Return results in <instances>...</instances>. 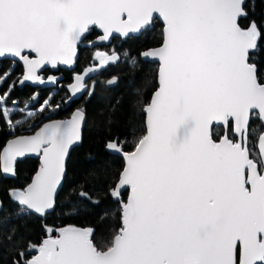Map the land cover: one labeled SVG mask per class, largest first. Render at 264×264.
<instances>
[{"label": "snow or ice", "instance_id": "6c2138e0", "mask_svg": "<svg viewBox=\"0 0 264 264\" xmlns=\"http://www.w3.org/2000/svg\"><path fill=\"white\" fill-rule=\"evenodd\" d=\"M243 2L0 0V55L24 62L22 83L43 82L37 70L45 63L71 64L90 25L103 29L99 39L107 40L113 31L141 30L154 14L164 22L161 46L142 53L159 59V87L145 105L146 132L124 153L125 167L112 191L115 197L122 186L130 187L110 245L98 249L93 229L68 226L54 238L29 243L36 254L21 252L14 264H264V133L257 140L259 159L250 158L248 147L253 112L264 126V82L249 63L261 32L255 21L247 28L238 24L246 15ZM96 58L104 65L118 56L98 52ZM84 79L76 75L70 90L85 89ZM9 95L0 96V117L11 128ZM82 119L78 109L70 120L51 121L32 136L8 141L0 157L5 174L14 172L17 157L42 151L32 182L10 190L21 213L44 214L53 206ZM214 122L231 125L238 138L215 140ZM107 147L117 149V142ZM80 196L90 199L83 191Z\"/></svg>", "mask_w": 264, "mask_h": 264}, {"label": "trees", "instance_id": "16d2710c", "mask_svg": "<svg viewBox=\"0 0 264 264\" xmlns=\"http://www.w3.org/2000/svg\"><path fill=\"white\" fill-rule=\"evenodd\" d=\"M243 8L246 15L239 19V25L247 28L255 21L261 32L258 48L250 51L249 63L257 66L258 76L264 82V0H246ZM92 32L87 39L91 38ZM161 41L162 24L155 19L141 34L130 36L119 45L118 60L108 71L117 78L114 86H106L104 80H97L88 95L62 107V118L70 116L74 107L81 108L85 113V124L81 144L69 154L64 182L50 214L39 218L30 212L21 213V206L10 196L11 189H23L31 181L39 166L37 159L27 157L18 161L13 178H6L0 173V198L3 202L0 210V264H14L21 252H25L29 258L35 255L28 244H39L43 239L54 236L62 226L91 228V239L98 249L110 245L115 232L121 227V202H125L127 190L118 196L112 195L124 161L121 156L107 152L105 146L107 142L117 139L122 150L130 152L145 134V105L157 88V64L142 62L139 53L148 47L158 46ZM132 58L133 64L130 63ZM0 61L3 72L11 60ZM86 65L87 52L80 49L74 71L79 72ZM14 69L17 73L22 71L19 64ZM62 71L67 78L71 75V72ZM32 91L27 85L23 89L14 88L9 98L22 106L27 101H33ZM47 95V92H42L34 105H40ZM34 121H39V118L35 117ZM36 126L23 133L33 131ZM231 129V125L215 126L211 133L215 140H219L225 133L231 135ZM263 132L261 122L255 113L252 114L248 127L251 158L257 156L256 144ZM7 137L5 123L0 119V141ZM81 191L86 192L90 199L82 198ZM49 228L53 231L48 232Z\"/></svg>", "mask_w": 264, "mask_h": 264}, {"label": "water", "instance_id": "95a60500", "mask_svg": "<svg viewBox=\"0 0 264 264\" xmlns=\"http://www.w3.org/2000/svg\"><path fill=\"white\" fill-rule=\"evenodd\" d=\"M245 2H246V0H244V2H243V6H244ZM243 9H244V8H243ZM243 16H244V15H242V16H240V17L238 18V24H239V19H240L241 17H243ZM124 18L126 19V16H125ZM155 19H157V20L162 24V41H161V43H160L158 46L148 47V48L142 50V51L139 53V58H140V60H141L142 62H149V63H156V64H157V75H156V79H157V88H158V87H159V83H158V69H159V66H160V65H159V59H158V58H152V57H147V58H146L145 56L142 55V53H144V52H146V51H148V50H150V49L159 48V47L161 46V44L163 43V29H164V22H163V19H162L161 17H159L158 14H154L153 19L150 21V23H149L147 26L143 27L141 30H139V31H137V32L128 33L127 35H121L120 33H117V32H115V31H113L112 33L109 34V38H108L107 40H100V39H99V37L102 36V35L104 34L103 29H101L98 25H90L89 28H88V30H89L90 28H96V29L99 31V35H98L96 38L92 39L91 41H87V42H83L82 40L86 37V34H87V31H88V30L82 35L81 39L77 41V44H76V54H75V56L73 57V62H72L71 64H64V63H61V62H57L55 65H53V64H51V63H45L44 65H41V67L37 70V75H39V76L41 77V79H42L43 82H40V81H23V83H22L21 81H22L23 76H24L25 66H24V62H23L22 60H20L18 57H14V56H12V55H10V54H4V55H0V60H2V59L15 60V61H17L18 64L21 66V68H22V75H21L20 79L18 80V84H17L18 87H20V86L23 85V84H25V85H31V86H33V87H43L44 85H49V82H48L46 79H44V78H43V75H42V71H43L44 69H46V68L54 69V68L59 67V68H62V69L73 70V69L75 68V66H76V61H77V59H78V47H81V48H82V47L93 48V47L96 46V45H100V44H103V43H106V42L110 41V39H111L112 37H119L120 39L123 40V39H125V38L130 37V36H138V35L141 34L146 28L150 27V26L152 25V22H153ZM240 27H241V26H240ZM25 55H28L29 58H31V59L36 58V54L33 53V52H30V51H28V50H25ZM96 60L99 61L98 58H96ZM113 62H115V61H109V63H113ZM86 68H93L94 70H93L92 72H89V73L85 74L84 70H85ZM86 68H84V69L81 71V73L76 74V75H84V76H85V79H84V83H85V85H86V81H87L88 79H90V78L95 74V67L88 66V67H86ZM76 75H75V76H76ZM75 76H74V77H75ZM112 78H113V77H110V78L106 81V84H107L108 86H113V85L116 84V82H117V78H116L115 81H113L112 83H109V81H111ZM73 83H75L74 78H73L72 82H71L69 85H71V84H73ZM157 88H156V89L154 90V92L152 93L151 98H150V101H151V99H152L153 94H154L155 91L157 90ZM86 90H87V85H86L85 89H82L81 91H79V92H77V93H73V92L70 90V88H69V91L72 93L73 97H75V98L80 97V96H81ZM150 101H149V103H150ZM78 109L81 110V111L83 112V119H82V121H81V123H80V135H81V138H80L79 141H76V142H74L72 145L69 146L68 152H67L66 157H65V171H64V174L62 175L61 182L57 185V188H56V190H55V192H54V194H53V206H52L50 209L46 210V212H45L44 214H37V213H35V212H30L31 214H34V215L38 216L39 218H42V217H44L45 215L50 214V213L54 210V207H55V201H56L57 195H58V193L60 192V190H61V188H62V185H63V182H64V177H65V173H66V165H67V160H68L69 154H70V152H71V150H72L73 148H75L76 146L80 145L81 142H82L83 127H84V124H85V113H84V111H83L82 109H80V108H75V109L71 112L70 116H68L67 118H54V119L46 120V121H44L43 123H41V124H40V125H39V126L33 131V132H31V133H26V134H18V135H14V136L8 138L3 144H0V157H2V154L4 153V150L7 148V144H8V141H9V140H13V139H15V138H17V137H22V136H32V135H34L35 132H37L41 127H43L44 124H46V123H50L51 121H67V120H70L71 117H72V115H73V113L76 112ZM253 113L256 114V112H253ZM253 113H252V114H253ZM252 114H251V116H252ZM251 116H250V120H251ZM256 116H257V114H256ZM257 118H258V117H257ZM258 120L260 121L259 118H258ZM260 122H261V121H260ZM144 123H145V132H146V128H147V113H146V112H145V116H144ZM249 124H250V121H249ZM225 125H226V124H224L223 122H220V123H216V122H214V124H213V126H212V128H211V132H212V129H213L215 126H217V127H221V126H225ZM248 126H249V125H248ZM263 129H264V126H263ZM233 133H234V132H233ZM234 135L238 138V136H237L236 133H234ZM224 136H227V135H223L222 137H224ZM227 137H228V136H227ZM220 138H221V137H220ZM220 138H219V139H220ZM217 141H219V140H217ZM109 142H117V149H109V148L107 147V145H108ZM109 142H107V144H106V146H105L106 151L109 152V153H111V154L121 156V157L123 158V161H124V165H123V169H124V167H125V163H126L124 153H127V152L122 150V147H121V145L118 143V140H117V139H114V140L109 141ZM132 151H133V150H132ZM257 151H258V156H259V158H260V149H259L258 147H257ZM130 152H131V151H130ZM41 156H42V151L39 152V153H37V152H29V153H25L23 156H19V157H17V158L15 159V161L13 162V168H15V164H16L19 160H22V159L27 158V157L38 158V159H39L40 166H41ZM40 166L38 167V169L36 170V172L34 173V175L32 176V178L35 176V174H36L37 171L39 170ZM2 168H3V160H2V158H0V173L2 174V176L6 177V178H13V177H14V172H13V173H7V174H5V173L2 171ZM123 169L121 170V172L123 171ZM121 172H120V173H121ZM119 178H120V174H119L118 180H117V182H116V184H115V186H114V190L116 189V185H117V183H118V181H119ZM31 182H32V179H31V181H30L28 184H30ZM28 184H27V185H28ZM27 185H26L24 188H26ZM14 189H18V188H14ZM124 190H127V196H126V200H125V203H126L127 200H128V197H129L130 187H129V186H122V187L118 190V191H119V194H120L121 192H123ZM10 196H11V193H10ZM11 198H12V200H14L12 196H11ZM14 201H15V200H14ZM15 202H16V201H15ZM17 203H18V202H17ZM2 208H3V202H2V200H1V198H0V210H2ZM65 227H68V226H62V227H60V228H65ZM74 227H76V228H83V227H80V226H74ZM60 228H58V229H60ZM58 235H59V232L56 231L55 235L52 236V237L54 238V237H56V236H58ZM47 238H48V237H47ZM35 254H36V252H35Z\"/></svg>", "mask_w": 264, "mask_h": 264}, {"label": "flooded vegetation", "instance_id": "af4514ba", "mask_svg": "<svg viewBox=\"0 0 264 264\" xmlns=\"http://www.w3.org/2000/svg\"><path fill=\"white\" fill-rule=\"evenodd\" d=\"M92 29H95V31H90ZM92 32V36L90 39H87V35L89 33ZM99 35V31L96 29V28H90L88 31H87V34H86V37L82 40L83 42H87V41H91L92 39L96 38L97 36ZM126 39V38H125ZM123 39V40H125ZM122 39H120L119 37H112L110 39V41L106 42V43H103V44H100V45H96L94 46L93 48H88V47H78V58H79V50L82 49L84 50V52H87V65L84 67H88V66H91V67H95V74L86 81V85H87V90L80 96V97H73L72 93L69 91V84L72 82L74 76L76 74H79L81 73L82 70H80L79 72H75L74 69L73 70H67V69H62V68H54V69H50V68H46L42 71V75H43V78L46 79L48 82H49V85H44L43 87H33L31 85H27L28 87H30L33 91H32V94H31V100L35 101L37 99V97L43 92H47V90L49 88H55L58 84L61 83L62 85V88L65 92V95H62V97H54L55 99V102H58V107L59 109L57 110V112L55 113V115H53L52 118H49V119H54V118H62L61 117V110H62V107L64 105H66L67 103H71L72 101L74 102H78L80 101L85 95H88L92 90H93V87L94 85L96 84L97 80H104V84L106 86H108L106 84V81L110 78V77H116L114 75H110V73H108V71L111 69V66L118 60H116L115 62L113 63H106L104 65H100L99 61L96 60V53H105V54H108V55H111L113 52L116 53V55L118 56V47L119 45L121 44V42L123 41ZM78 61V59H77ZM76 61V63H77ZM76 67V66H75ZM68 71V72H71V75H69V77L67 78V76L65 75V73H62L63 71ZM108 73V74H107ZM110 75V76H108ZM49 76H52V77H55V81H49L48 80V77ZM69 79V80H68ZM68 80V81H67ZM25 86V84L21 85L20 87H18L16 85V88L18 89H23V87ZM114 86V85H113ZM109 87H112V86H109ZM37 90H41L42 92L38 93V94H35ZM48 94V93H47ZM59 95V94H58ZM48 96V95H47ZM35 97V98H33ZM64 99V100H63ZM66 99H67V102H66ZM55 102H52L53 104H55ZM65 102V103H64ZM69 103V104H70ZM41 105V104H40ZM39 105L35 106L34 109L36 107H38ZM75 108H79V107H74L73 110ZM81 109V108H80ZM72 110V111H73ZM254 114V113H253ZM48 118H43L41 120H39V122L37 123V125L39 126V124L43 123L44 121L46 120H49ZM44 120V121H43ZM37 122V121H36ZM36 126V127H38ZM249 127V126H248ZM36 129V128H35ZM34 129V130H35ZM33 130V131H34ZM31 131V132H33ZM31 132H28V133H31ZM20 134H26V133H23V132H19ZM14 135H18V134H14ZM12 135V136H14ZM12 136H9L7 137L3 142L0 141V144H3L8 138L12 137ZM237 139V137H236ZM33 158V157H31ZM25 159V158H24ZM38 160V164L40 166V163H39V159L38 158H35ZM23 160V159H22ZM20 161V160H19ZM17 164V163H16ZM38 166V167H39ZM38 169V168H37Z\"/></svg>", "mask_w": 264, "mask_h": 264}, {"label": "rangeland", "instance_id": "374dc122", "mask_svg": "<svg viewBox=\"0 0 264 264\" xmlns=\"http://www.w3.org/2000/svg\"><path fill=\"white\" fill-rule=\"evenodd\" d=\"M133 62H134V59L132 58V60H130V63L133 64ZM16 64H18L17 61L11 60L8 64L9 66L5 69V71L2 72L1 71L2 61H0V96H2L5 92L10 93L14 88H16V85L18 84V80L20 79L22 75V71L20 73H17L16 69H14ZM5 74H7L6 78H5ZM40 92L42 91L37 90L35 94H38ZM47 93H48V97L46 100L49 103L43 109H41V105L44 104L45 100L41 103V105H39L38 107L34 109V106H35L34 104L36 100L27 101L24 105L19 106L17 101L15 100L12 101L10 100L9 96L7 97L6 107L11 110L10 119L12 121L13 127L10 128L9 125L5 123V120L2 117H0V119H2L3 122L5 123V132L7 133L8 137L14 135L16 132H24V131L30 130L32 127H34L39 122V121L37 122L34 121L35 117L41 120L43 118H48V119L52 118L53 115H55V113L59 109L58 107L59 103L55 102L54 97L56 98L62 97V95H65V92L60 83L55 88H49L47 90ZM52 102H55V104H53ZM66 102H67V99H66ZM29 113H31L30 116L28 115ZM16 121H20V123L16 124ZM221 127H224V126H221ZM224 135H227L229 139H232L234 141L236 140V136L234 135L232 129H231V135H229L228 133H225ZM256 150H257V144H256ZM253 159H259L258 151H257V156Z\"/></svg>", "mask_w": 264, "mask_h": 264}]
</instances>
